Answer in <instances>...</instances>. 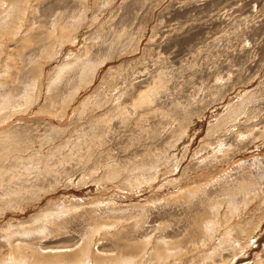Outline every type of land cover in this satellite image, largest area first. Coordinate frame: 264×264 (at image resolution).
I'll return each instance as SVG.
<instances>
[{"label":"rangeland","instance_id":"rangeland-1","mask_svg":"<svg viewBox=\"0 0 264 264\" xmlns=\"http://www.w3.org/2000/svg\"><path fill=\"white\" fill-rule=\"evenodd\" d=\"M0 264H264V0H0Z\"/></svg>","mask_w":264,"mask_h":264}]
</instances>
